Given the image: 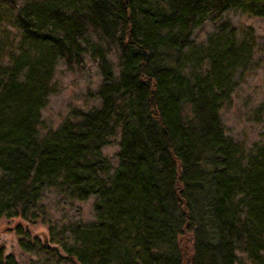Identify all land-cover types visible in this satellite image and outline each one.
<instances>
[{"label": "trees", "instance_id": "1", "mask_svg": "<svg viewBox=\"0 0 264 264\" xmlns=\"http://www.w3.org/2000/svg\"><path fill=\"white\" fill-rule=\"evenodd\" d=\"M3 217L32 264H264V0H0Z\"/></svg>", "mask_w": 264, "mask_h": 264}, {"label": "rangeland", "instance_id": "2", "mask_svg": "<svg viewBox=\"0 0 264 264\" xmlns=\"http://www.w3.org/2000/svg\"><path fill=\"white\" fill-rule=\"evenodd\" d=\"M64 77H61L60 82L63 88L65 90H68L70 88L69 85V77L68 72H65ZM246 91L241 90V94L243 95ZM229 113V112H228ZM229 115L234 116L238 115L240 118L241 112L236 113L235 108L232 109V112L230 111ZM249 128H252V130H249ZM248 130L245 132L248 134V140L255 137V135L251 136L253 133H257L258 131H261V127H257L255 125H250ZM251 132V133H250ZM19 223L22 226L28 227L32 234L37 235L43 242L48 241V228L45 223H42L40 221H37L35 223H29L24 220H22L19 217H12V218H6L3 217L0 219V243L4 245L5 247V254H13L15 258L19 261L20 264H32L34 261V258L32 256L23 251L20 246L18 245V237L17 234L14 231L15 225Z\"/></svg>", "mask_w": 264, "mask_h": 264}]
</instances>
